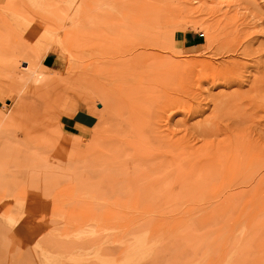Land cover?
Instances as JSON below:
<instances>
[{
  "label": "rangeland",
  "instance_id": "obj_1",
  "mask_svg": "<svg viewBox=\"0 0 264 264\" xmlns=\"http://www.w3.org/2000/svg\"><path fill=\"white\" fill-rule=\"evenodd\" d=\"M263 151L264 0H0V264H264Z\"/></svg>",
  "mask_w": 264,
  "mask_h": 264
},
{
  "label": "bare ground",
  "instance_id": "obj_2",
  "mask_svg": "<svg viewBox=\"0 0 264 264\" xmlns=\"http://www.w3.org/2000/svg\"><path fill=\"white\" fill-rule=\"evenodd\" d=\"M95 60V59H94ZM96 64V63H95ZM94 67V66H93ZM150 67V66H149ZM30 68V67H29ZM86 68V67H85ZM136 68V67H135ZM29 70V69H28ZM93 71V70H92ZM91 71V72H92ZM26 80L27 81H30V82H33V83H42L44 80H45V75L42 73V72H40V71H37V68H36V70H29V74L27 75V78H26ZM91 85V84H90ZM89 85V86H90ZM156 85V84H155ZM96 86V85H95ZM157 86V85H156ZM91 87H92V85H91ZM98 87V86H97ZM129 87V86H128ZM94 88V87H93ZM123 88V87H122ZM141 88V87H140ZM127 89V88H126ZM101 92V91H100ZM107 93V92H106ZM108 94V93H107ZM108 96V95H107ZM121 98V97H120ZM121 100V99H120ZM90 101V100H89ZM91 103V102H90ZM220 103V102H219ZM219 103H216L215 104V107H219L220 106V104ZM156 104V103H155ZM157 105V104H156ZM154 106V105H153ZM152 107V106H151ZM153 108V107H152ZM149 111V110H148ZM2 115V114H1ZM4 115V117L6 116V114L4 113L3 114ZM2 115V116H3ZM215 116V115H214ZM126 118V117H125ZM2 119H3V117H2ZM216 119H218V117H217V115L215 116V118L213 119L214 120V122H216V124H217V122L219 121V119H218V121H216ZM132 121V120H131ZM214 122H207V125H206V127L207 126H209L208 127V129L205 127L204 128V131L202 132V134L204 133V134H207V133H209V134H216L217 133V129H213L212 127H213V124H214ZM132 123V122H131ZM157 123V122H156ZM155 124V123H154ZM151 125V124H150ZM133 126V125H132ZM134 127V126H133ZM136 128V127H135ZM147 128H148V126H147ZM146 128V129H147ZM260 128V127H259ZM140 129V128H139ZM142 129V128H141ZM145 129V130H146ZM152 129H154V127L152 128ZM131 130V129H130ZM133 130V129H132ZM111 131H113V130H111ZM143 131H144V129H143ZM150 130H148V132H149ZM110 132V131H109ZM139 132V131H138ZM232 132V131H231ZM93 133V132H92ZM111 133V132H110ZM141 133H142V131H141ZM155 133V132H154ZM96 134V133H95ZM109 134V133H108ZM126 134V133H125ZM140 134V133H139ZM144 134H146L145 133V131H144ZM152 134V132L150 133V135ZM158 134V133H157ZM97 135V134H96ZM148 135H149V133H148ZM152 135H154V134H152ZM156 136H158V135H156ZM203 136H205V135H203ZM207 136V135H206ZM234 136V135H233ZM257 136V135H256ZM116 137V136H115ZM140 137V136H139ZM144 137H146V136H144ZM150 137V136H149ZM153 137V136H152ZM226 137V136H225ZM100 138V137H99ZM122 138H123V136H122ZM153 138H155V140H156V143H157V141H159L158 139L160 138V140H161V137H159V138H156L155 137V135H154V137ZM152 138V139H153ZM166 138V137H165ZM164 138V139H165ZM193 138V137H192ZM121 139V138H120ZM143 139V138H142ZM147 139H148V137H147ZM150 139V138H149ZM151 139V140H152ZM163 139V138H162ZM163 139V141H167V142H170V140H169V138L166 140H164ZM185 139V138H184ZM188 139V138H187ZM194 139V138H193ZM232 139V138H231ZM186 140V139H185ZM214 140V139H213ZM235 140H236V138H235ZM95 141H96V139H95ZM94 141V142H95ZM102 141V140H101ZM135 141V140H134ZM139 141V140H138ZM153 141H154V139H153ZM152 141V142H153ZM174 140H172V142H173ZM244 141V140H243ZM92 142V141H91ZM119 142V141H118ZM166 142V143H167ZM177 142H179L178 140H177ZM180 142H181V140H180ZM183 142V141H182ZM187 141H185L184 143H186ZM223 142V141H222ZM227 142V141H226ZM93 143V142H92ZM117 143V142H116ZM116 143H115V145H116ZM142 143V142H141ZM154 143V142H153ZM155 143V146L158 144H156ZM160 143H162V140L160 141ZM183 143V144H184ZM95 144V143H94ZM98 144V143H97ZM102 144V143H101ZM109 144V143H108ZM150 144V143H149ZM152 144V143H151ZM163 144V146L162 147H164L165 146V143H162ZM161 144V145H162ZM109 145H111V144H109ZM133 145V144H132ZM172 145H173V143H172ZM186 145V144H185ZM184 145V146H185ZM208 145V144H207ZM168 146V145H167ZM188 146V145H187ZM190 146V145H189ZM98 147H100L99 145H98ZM157 147V146H156ZM169 147V146H168ZM205 147H206V144H205ZM204 147V148H205ZM233 147V146H232ZM238 147V146H237ZM95 148V147H94ZM124 148V147H123ZM158 148V147H157ZM161 148V147H160ZM167 148V147H166ZM188 148V147H187ZM191 148V147H190ZM251 147H249V149H250ZM152 149H154V148H152ZM165 149V148H164ZM168 149V148H167ZM170 149V148H169ZM180 149V148H179ZM182 149V148H181ZM180 149V150H181ZM199 149H202L201 147H199ZM215 149V148H214ZM131 150V149H130ZM147 150V149H146ZM184 150V149H183ZM192 150H193V148H192ZM243 150V149H242ZM248 150V149H247ZM252 150H254V149H252ZM135 151V150H134ZM145 151V150H144ZM168 151V150H167ZM175 151V150H174ZM173 151V152H174ZM177 151V150H176ZM202 151H203V149H202ZM250 151H251V149H250ZM143 152V151H142ZM153 151H151V153H152ZM195 152V151H194ZM214 152V151H213ZM224 152V151H223ZM238 152V151H237ZM257 152H258V150H257ZM264 152V151H263ZM131 153V152H130ZM145 153V152H144ZM151 153H149V154H151ZM154 153V152H153ZM197 153V152H196ZM196 153H194V154H196ZM199 153V152H198ZM228 153V152H227ZM247 153V152H246ZM259 153H260V151H259ZM147 154V153H146ZM173 154V153H172ZM188 154V153H187ZM215 154H217V152L215 153ZM221 154V153H220ZM220 154H218V162H216V161H213L212 163V166H216L217 168H213V170H211L210 172L212 173L211 175L212 176H218L219 174H220V178L221 177H224L225 179V181L227 182V184L230 186V184H231V188L233 189V187H237V186H240V184H243V185H247V183L251 180V179H253L254 178V175H253V173H254V171L256 172V173H258V172H261L263 169H264V160H262V159H260L261 161H262V164H260L261 163V161H257V162H260V163H257L256 162V168H254V169H250L251 171H252V174L250 173L251 171H249V173L251 174H244L245 176L247 175V180H243L244 179V177H241V179L238 177V176H240V175H237V174H235L234 173V167L235 166H237V163L235 164V162L234 161H236L235 160V157H231L232 156V154L230 155V153H228L229 154V156H227L226 155V153H225V156H226V161H223V162H225L224 164L222 163L221 164V162H220V160H221V157H223V156H220ZM262 154V153H261ZM148 155V154H147ZM201 155V154H200ZM224 155V154H223ZM248 155H249V153H248ZM257 155V154H256ZM139 156V155H138ZM144 156V155H143ZM210 157L209 158H212L213 157V155H209ZM251 156V155H250ZM249 156V157H250ZM187 156H185L184 158H186ZM190 157H193V156H190ZM189 157V158H190ZM183 158V159H184ZM208 158V157H207ZM246 158V157H245ZM264 158V157H263ZM150 159V158H149ZM216 159H217V155H216ZM215 159V160H216ZM193 160V159H192ZM145 161V160H144ZM156 161V160H155ZM251 161H253V160H251ZM152 162V161H151ZM151 162H150V164H151ZM197 162V161H196ZM247 162L249 163L250 162V160L249 159H247ZM246 162V163H247ZM253 162H255V160L253 161ZM148 163V162H147ZM153 163V162H152ZM184 163V162H183ZM182 163V164H183ZM243 163V162H242ZM146 164V163H145ZM187 164V163H186ZM253 164H255V163H253ZM258 164H260L259 166H258ZM158 165V164H157ZM172 165V164H171ZM171 165H169V166H171ZM193 165V164H192ZM246 165V164H245ZM149 166V165H148ZM182 166H184V164L182 165ZM186 167H187V165H185ZM195 166H197V164L195 165ZM194 166V167H195ZM200 166V165H199ZM198 166V167H199ZM212 166H211V168H212ZM243 166V165H242ZM192 167V166H191ZM190 167V168H191ZM180 168V167H179ZM182 169H184L183 167H181ZM193 168V167H192ZM181 169V170H182ZM186 169V168H185ZM198 169V168H197ZM196 169V170H197ZM206 169H208V165L206 166L205 165V170ZM173 170V169H172ZM200 169H198V171H199ZM258 172H257V171ZM187 171V175L189 176V175H191L190 173V171H189V169L188 170H186ZM190 173H189V172ZM209 171V170H208ZM213 171V172H212ZM175 172V171H174ZM185 172V171H184ZM203 172V171H202ZM189 173V174H188ZM248 173V172H247ZM255 173V174H256ZM147 174V173H146ZM198 174H200V173H198ZM195 176V175H194ZM198 176V175H197ZM199 176H201V175H199ZM209 176H210V174H209ZM242 176V175H241ZM250 176V177H249ZM196 177V176H195ZM211 177V176H210ZM186 178V177H185ZM190 178V177H189ZM214 178H216V177H214ZM219 178V177H218ZM238 178V179H237ZM184 179V178H183ZM196 179V178H195ZM200 179V178H199ZM202 179V178H201ZM212 179H213V177H212ZM187 180H188V178H187ZM196 180H198V179H196ZM218 180V179H217ZM185 181V180H184ZM189 181V180H188ZM191 181V180H190ZM195 180H193V182H194ZM201 181V180H200ZM206 181V180H205ZM199 182V181H198ZM184 184H187V183H185L184 182ZM254 185V184H253ZM109 187V186H108ZM243 189V188H242ZM252 192H253V190H252ZM224 193V192H223ZM249 195H250V190H249V193H248ZM230 195V194H229ZM220 196V195H219ZM217 198V197H216ZM249 199V198H248ZM247 199V200H248ZM223 200H224V198H223ZM222 201V200H221ZM226 202V201H225ZM224 202V203H225ZM228 203V202H227ZM246 203V202H245ZM224 206H226L225 204H224Z\"/></svg>",
  "mask_w": 264,
  "mask_h": 264
},
{
  "label": "crops",
  "instance_id": "obj_3",
  "mask_svg": "<svg viewBox=\"0 0 264 264\" xmlns=\"http://www.w3.org/2000/svg\"><path fill=\"white\" fill-rule=\"evenodd\" d=\"M186 43L190 46H194L198 44L200 38L195 33H189L185 37ZM48 59V55L46 60ZM63 123V122H62ZM95 123V119L93 116L87 114L84 111H77L71 116L64 117V124L66 126H70L71 128H79L80 127H90Z\"/></svg>",
  "mask_w": 264,
  "mask_h": 264
}]
</instances>
